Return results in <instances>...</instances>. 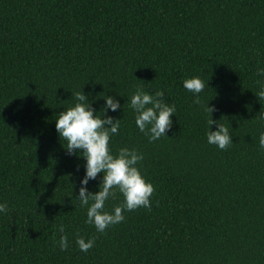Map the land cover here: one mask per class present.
Listing matches in <instances>:
<instances>
[{"label":"trees","instance_id":"1","mask_svg":"<svg viewBox=\"0 0 264 264\" xmlns=\"http://www.w3.org/2000/svg\"><path fill=\"white\" fill-rule=\"evenodd\" d=\"M258 69L264 0H0V264H264ZM192 77L205 83L200 105L183 87ZM138 88L175 105L167 137L149 142L136 127ZM81 91L98 115L104 94L119 100L110 147L143 153L155 187L150 209L103 233L78 199L85 161L55 127ZM207 102L232 136L226 150L207 142ZM122 203L117 192L106 210ZM79 237L93 248L81 251Z\"/></svg>","mask_w":264,"mask_h":264},{"label":"clouds","instance_id":"2","mask_svg":"<svg viewBox=\"0 0 264 264\" xmlns=\"http://www.w3.org/2000/svg\"><path fill=\"white\" fill-rule=\"evenodd\" d=\"M258 75L264 76V69H258ZM183 87L196 97L194 102L200 105L199 94L205 90L204 81L200 77L188 78L183 81ZM260 95L264 96V90H261ZM101 98L104 99V106L99 112L102 115H98L84 92L76 93L77 102L59 113L55 127L60 139L67 142V146L64 147L67 153L82 157L85 161L78 199L81 206L87 208L85 222L94 225L98 232L103 233L109 227L123 222L125 212L141 207L150 209L155 187L145 179L138 167L144 159L143 153L129 147H121L113 153L110 140L119 133L121 119L107 113L117 112L121 104L113 96L104 94ZM130 106L135 113L136 127L148 137L149 142L167 137V133L173 127L171 117L175 115L176 107L164 99L163 91H157L153 95L150 91L138 88L131 96ZM201 107L211 117L207 121V142L220 150H226L233 144L228 127L212 119V113L217 110L215 105L210 106L207 102ZM213 124L217 126L215 131L211 130ZM259 146L264 149V132L260 133ZM98 174H102L99 190L92 193L88 189V184L96 180ZM117 192L123 196V203L110 212L106 210V203L110 199H115ZM7 211V202H0V214ZM59 232H65L63 225L59 226ZM94 243V238L87 241L83 237L76 239V244L83 252L93 248ZM69 246L68 236L61 235L60 250L66 251Z\"/></svg>","mask_w":264,"mask_h":264}]
</instances>
